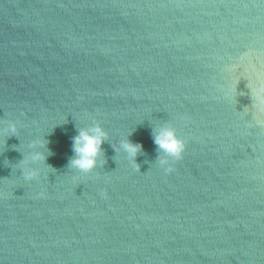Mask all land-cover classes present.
Masks as SVG:
<instances>
[{"label":"clouds","instance_id":"clouds-1","mask_svg":"<svg viewBox=\"0 0 264 264\" xmlns=\"http://www.w3.org/2000/svg\"><path fill=\"white\" fill-rule=\"evenodd\" d=\"M7 130L13 133L12 135H15V122H8ZM77 133V135L72 137V151L74 155L70 158L68 167L82 173H90L97 167L100 157L103 154L102 145L107 141L108 134L99 123H93L87 127H77ZM152 136L157 147V160L160 167L163 168L166 173L172 172V162L179 161L183 158L186 148L185 140L178 136L174 127L168 124L153 128ZM36 145L39 144L33 143L32 147ZM39 146L46 149V154L45 151H33L30 152L27 161L25 157L20 161L24 162L26 165L25 168L22 169V174L28 180L34 179L37 172L27 165L41 160L45 161L47 155L50 154V152H47V143ZM120 147L132 160H135L136 156L142 151L141 144L133 143L127 138L121 141Z\"/></svg>","mask_w":264,"mask_h":264}]
</instances>
